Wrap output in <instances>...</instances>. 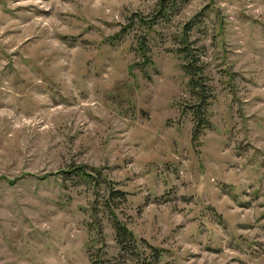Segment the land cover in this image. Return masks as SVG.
<instances>
[{"label": "rangeland", "instance_id": "374dc122", "mask_svg": "<svg viewBox=\"0 0 264 264\" xmlns=\"http://www.w3.org/2000/svg\"><path fill=\"white\" fill-rule=\"evenodd\" d=\"M158 1L0 0V264H141L109 189L64 173L82 165L126 193L120 219L148 257L163 249L149 264H264V0H179L111 41ZM187 24L214 94L198 143Z\"/></svg>", "mask_w": 264, "mask_h": 264}, {"label": "trees", "instance_id": "16d2710c", "mask_svg": "<svg viewBox=\"0 0 264 264\" xmlns=\"http://www.w3.org/2000/svg\"><path fill=\"white\" fill-rule=\"evenodd\" d=\"M179 0H159L157 4L158 12L152 19L145 18L143 15L136 13L131 17V22L124 25L120 32H118L111 41L119 40L123 34H127L134 26L133 21L138 20L142 25H147L150 29L156 24L158 18H168L169 12L177 8V2ZM182 3H187L189 0H180ZM192 22L198 24V21L194 19ZM192 26L187 24L183 34L181 35L182 47L177 49V54L182 59V68L185 74L188 76V86L192 95V102L183 103L182 110L184 113H190L193 120L192 127V142L198 143L201 135L205 130L212 128V121L210 119V107L214 99L213 89L209 84V79L205 74V65L201 60V48L193 47L192 43L188 39V32ZM148 36L143 34L138 38L137 51L145 60V63H151L152 58L148 54ZM68 175H75V178H79L80 181L86 184H90L95 188H99L105 185L109 189L110 198L106 201V205H103L106 213L108 214L114 231L115 238L123 252L131 253L138 257L141 264H149V258L155 262L159 261L162 257L163 249L153 246L149 243H145V246L150 250V257L141 248V241L136 238L134 233L129 229L126 223H124L117 213V207L114 201L117 198L126 200V193L121 190L113 189L112 182L107 179L102 170L96 167H88L86 165L76 166L70 171L64 172ZM98 191V190H97ZM99 207H94L93 216L97 219ZM92 264H104L100 257V251H97V256L94 258V254H91ZM152 262V261H151Z\"/></svg>", "mask_w": 264, "mask_h": 264}]
</instances>
